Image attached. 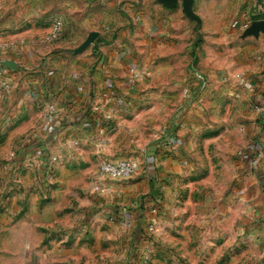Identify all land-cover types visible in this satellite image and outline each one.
I'll return each instance as SVG.
<instances>
[{"label": "rangeland", "instance_id": "1", "mask_svg": "<svg viewBox=\"0 0 264 264\" xmlns=\"http://www.w3.org/2000/svg\"><path fill=\"white\" fill-rule=\"evenodd\" d=\"M128 3L143 11V0H0V264L51 260L55 240L76 248L63 264H264V201L246 187L264 156L250 158L239 72L264 0H193L199 22L181 1L161 5L179 15L174 44L160 39L146 69L141 59L130 102L106 118L88 159L74 157L86 148L76 140L54 151L49 97L75 54L58 47L63 36L45 41L50 25L66 32L93 8L112 20ZM123 160L136 164L128 178L101 174ZM63 168L77 187L59 183Z\"/></svg>", "mask_w": 264, "mask_h": 264}, {"label": "crops", "instance_id": "2", "mask_svg": "<svg viewBox=\"0 0 264 264\" xmlns=\"http://www.w3.org/2000/svg\"><path fill=\"white\" fill-rule=\"evenodd\" d=\"M101 4L96 1L94 7L100 8L103 6ZM153 4V0H143V11L137 12L139 6L128 3L124 8L126 14L119 15L114 11L112 20L99 9L93 8L98 14H93L88 23L78 20L73 12L76 20H70L58 47L75 54L72 57L74 62L70 66L57 68L58 74L66 77L62 78L61 82H56L54 93L59 94L54 98L53 95L49 97V103L54 104L56 108L54 122L58 129H55L54 135L55 146L59 149H54L55 152L67 151L69 144L76 140L86 145V148L81 150L80 157H74L88 159V153L92 152L91 145L96 143L98 131L102 132L106 118L115 119L116 108L122 106L128 97L127 94L131 96L130 91L136 86L133 77L141 68V59L146 69V58L153 53V47L160 43V39H167L169 44H174V38L171 37L177 35L175 29L178 25H172L171 21L175 20L177 14L165 10L159 2ZM108 6L102 9H107ZM242 41L239 72L243 77L241 90L248 103L245 105L247 120L243 129L249 135L251 146L248 149H251L252 145L258 142L264 146V127L260 120V117L264 116V36H247ZM94 55L99 60H95ZM74 73L79 76H74ZM127 101L130 102L129 99ZM87 165L82 168H91ZM260 166L259 179L246 184L247 188H252L247 193L250 196L253 194L255 203L259 202L258 198L264 201V160ZM64 177L63 168L59 170V183L77 187L76 182L65 181ZM259 186L262 192H259ZM260 204L261 202L258 203ZM55 242L50 246L54 258H40L38 264H63L74 258L73 252L76 248ZM35 250L42 251L39 247ZM27 263L28 260L19 262Z\"/></svg>", "mask_w": 264, "mask_h": 264}, {"label": "built area", "instance_id": "3", "mask_svg": "<svg viewBox=\"0 0 264 264\" xmlns=\"http://www.w3.org/2000/svg\"><path fill=\"white\" fill-rule=\"evenodd\" d=\"M63 34V24L55 20L51 25L50 29L47 32L45 36V41L47 42H53L58 40ZM258 109V108H257ZM56 119V108L54 104H50L48 106V120L49 122H54ZM108 119V118H107ZM261 124L264 127V116L260 117ZM250 158H262L264 156V146H262L259 142L255 143L252 145L250 149ZM136 169V164L132 161H120L117 163H109V162H104L100 165V172L104 176H108L113 179H126ZM96 191H99V187H95Z\"/></svg>", "mask_w": 264, "mask_h": 264}, {"label": "water", "instance_id": "4", "mask_svg": "<svg viewBox=\"0 0 264 264\" xmlns=\"http://www.w3.org/2000/svg\"><path fill=\"white\" fill-rule=\"evenodd\" d=\"M166 8H173L179 1H181V6L184 14L195 22H199L198 16L192 11L193 0H157ZM259 34L264 36V19L256 20L251 23V25L244 31L243 37L254 36L258 37Z\"/></svg>", "mask_w": 264, "mask_h": 264}]
</instances>
